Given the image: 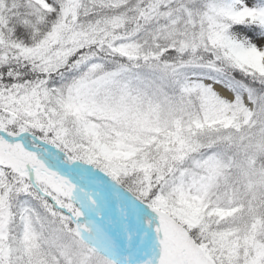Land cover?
<instances>
[{"label": "snow or ice", "instance_id": "1", "mask_svg": "<svg viewBox=\"0 0 264 264\" xmlns=\"http://www.w3.org/2000/svg\"><path fill=\"white\" fill-rule=\"evenodd\" d=\"M0 264H264V0H0Z\"/></svg>", "mask_w": 264, "mask_h": 264}]
</instances>
